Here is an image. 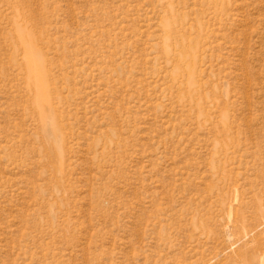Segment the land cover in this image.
<instances>
[{
    "label": "rangeland",
    "instance_id": "374dc122",
    "mask_svg": "<svg viewBox=\"0 0 264 264\" xmlns=\"http://www.w3.org/2000/svg\"><path fill=\"white\" fill-rule=\"evenodd\" d=\"M0 264H264V0H0Z\"/></svg>",
    "mask_w": 264,
    "mask_h": 264
},
{
    "label": "bare ground",
    "instance_id": "6f19581e",
    "mask_svg": "<svg viewBox=\"0 0 264 264\" xmlns=\"http://www.w3.org/2000/svg\"><path fill=\"white\" fill-rule=\"evenodd\" d=\"M38 88H41L39 94L41 95V97H43L45 95V92H44L43 85L40 81L38 82Z\"/></svg>",
    "mask_w": 264,
    "mask_h": 264
}]
</instances>
